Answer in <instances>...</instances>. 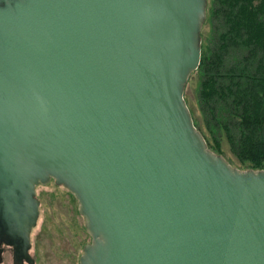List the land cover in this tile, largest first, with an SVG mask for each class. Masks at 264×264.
I'll return each instance as SVG.
<instances>
[{"label": "water", "instance_id": "95a60500", "mask_svg": "<svg viewBox=\"0 0 264 264\" xmlns=\"http://www.w3.org/2000/svg\"><path fill=\"white\" fill-rule=\"evenodd\" d=\"M207 2L0 0L6 243L30 246L53 180L91 237L79 264H264V169L214 152L184 98Z\"/></svg>", "mask_w": 264, "mask_h": 264}, {"label": "trees", "instance_id": "16d2710c", "mask_svg": "<svg viewBox=\"0 0 264 264\" xmlns=\"http://www.w3.org/2000/svg\"><path fill=\"white\" fill-rule=\"evenodd\" d=\"M208 16L212 32L196 69L204 126L212 138L224 134L240 161L262 169L264 0H213Z\"/></svg>", "mask_w": 264, "mask_h": 264}, {"label": "rangeland", "instance_id": "374dc122", "mask_svg": "<svg viewBox=\"0 0 264 264\" xmlns=\"http://www.w3.org/2000/svg\"><path fill=\"white\" fill-rule=\"evenodd\" d=\"M207 1L206 20L201 29L202 46H205L212 32L208 15L213 0ZM199 79L200 76L195 70L187 81L184 98L211 149L221 154L234 167L255 169L252 163L240 161L233 154L224 134H217L215 138L210 136L204 126L203 114L197 100ZM36 197L40 201V213L31 232L32 254L36 264H79L83 246L90 242L91 237L85 228L83 216L78 212L76 198L66 187L55 184L53 180L36 186Z\"/></svg>", "mask_w": 264, "mask_h": 264}, {"label": "flooded vegetation", "instance_id": "af4514ba", "mask_svg": "<svg viewBox=\"0 0 264 264\" xmlns=\"http://www.w3.org/2000/svg\"><path fill=\"white\" fill-rule=\"evenodd\" d=\"M31 235V234H30ZM6 235H0V264H36L34 254H32V243L30 236V246L26 250H22L19 243L17 245L5 242Z\"/></svg>", "mask_w": 264, "mask_h": 264}]
</instances>
